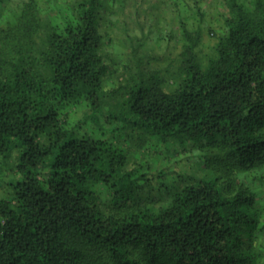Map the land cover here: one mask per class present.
<instances>
[{
  "label": "trees",
  "instance_id": "16d2710c",
  "mask_svg": "<svg viewBox=\"0 0 264 264\" xmlns=\"http://www.w3.org/2000/svg\"><path fill=\"white\" fill-rule=\"evenodd\" d=\"M3 2L0 157L16 151L19 177L0 196V264H264L263 207L237 177L264 169V0H225L205 56L201 27L182 24L170 84L138 64L111 89L103 0H55L45 13L23 0L10 16ZM80 105L119 133L69 126ZM189 142L212 175L172 185L155 209L140 202L154 185L130 167L138 149Z\"/></svg>",
  "mask_w": 264,
  "mask_h": 264
},
{
  "label": "rangeland",
  "instance_id": "374dc122",
  "mask_svg": "<svg viewBox=\"0 0 264 264\" xmlns=\"http://www.w3.org/2000/svg\"><path fill=\"white\" fill-rule=\"evenodd\" d=\"M22 1L4 0V15H12ZM37 1L39 9L45 13L55 0ZM103 5L100 8L103 50L111 68L105 79V89L127 83L130 75L139 69L138 64L145 71L158 70L165 74L170 84L172 79L167 72L175 67L182 50V24L190 30L201 27L202 40L198 53L205 56L225 29L223 18L228 10L225 0H103ZM88 112L85 105L69 108L65 121L79 133L104 134L105 137L119 133L113 124L102 117L101 123L92 120ZM120 134L125 136L123 132ZM127 144V141L123 142V145ZM16 155L14 151L4 165L0 157V196L7 195L10 191L9 181L19 177L15 167ZM134 155L130 167L147 174L154 185L141 194L139 200L154 209L165 202L172 185L184 183L189 176L212 175L205 164L204 152L190 142L185 145L145 146ZM237 174L238 179L255 191L256 204L263 207L261 218L264 222V180L260 178L264 169L253 168ZM100 192L105 200L107 191L101 188Z\"/></svg>",
  "mask_w": 264,
  "mask_h": 264
}]
</instances>
